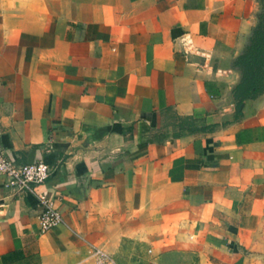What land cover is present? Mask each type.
Here are the masks:
<instances>
[{
    "label": "crops",
    "instance_id": "obj_1",
    "mask_svg": "<svg viewBox=\"0 0 264 264\" xmlns=\"http://www.w3.org/2000/svg\"><path fill=\"white\" fill-rule=\"evenodd\" d=\"M254 0H0V264H233L264 232V91L236 104ZM62 223L38 230V196Z\"/></svg>",
    "mask_w": 264,
    "mask_h": 264
},
{
    "label": "built area",
    "instance_id": "obj_2",
    "mask_svg": "<svg viewBox=\"0 0 264 264\" xmlns=\"http://www.w3.org/2000/svg\"><path fill=\"white\" fill-rule=\"evenodd\" d=\"M49 167L41 161L17 165L5 156L0 148V176L3 178L2 187L11 193L21 194L31 192L35 186L43 184L49 177ZM37 202L40 212L37 216L40 234L62 223L59 212L52 208V203L45 196H38ZM94 264H113L109 257L100 250L92 253Z\"/></svg>",
    "mask_w": 264,
    "mask_h": 264
},
{
    "label": "trees",
    "instance_id": "obj_3",
    "mask_svg": "<svg viewBox=\"0 0 264 264\" xmlns=\"http://www.w3.org/2000/svg\"><path fill=\"white\" fill-rule=\"evenodd\" d=\"M254 2L256 22L242 51L232 62V68L239 73V81L232 90L236 104L253 99L264 91V0Z\"/></svg>",
    "mask_w": 264,
    "mask_h": 264
},
{
    "label": "rangeland",
    "instance_id": "obj_4",
    "mask_svg": "<svg viewBox=\"0 0 264 264\" xmlns=\"http://www.w3.org/2000/svg\"><path fill=\"white\" fill-rule=\"evenodd\" d=\"M233 264H264V232L253 237V241L240 252Z\"/></svg>",
    "mask_w": 264,
    "mask_h": 264
},
{
    "label": "water",
    "instance_id": "obj_5",
    "mask_svg": "<svg viewBox=\"0 0 264 264\" xmlns=\"http://www.w3.org/2000/svg\"><path fill=\"white\" fill-rule=\"evenodd\" d=\"M256 22V18H255V15L253 16V18L251 19V23L254 25Z\"/></svg>",
    "mask_w": 264,
    "mask_h": 264
}]
</instances>
